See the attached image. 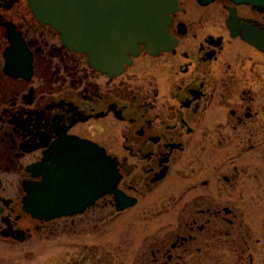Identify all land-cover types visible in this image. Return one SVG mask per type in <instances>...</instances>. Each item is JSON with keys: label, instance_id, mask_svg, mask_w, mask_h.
<instances>
[{"label": "flooded vegetation", "instance_id": "obj_1", "mask_svg": "<svg viewBox=\"0 0 264 264\" xmlns=\"http://www.w3.org/2000/svg\"><path fill=\"white\" fill-rule=\"evenodd\" d=\"M176 3L169 48L151 54L141 43L109 76L37 23L26 0H0V243L46 242L59 223L76 227L94 210L108 222L173 175L162 211L170 222L141 264H264V0ZM10 27L32 56L27 78L5 71ZM47 56L52 66L38 75ZM64 136L103 147L134 205L118 210L105 194L73 216L27 213L25 185L43 180L30 168ZM102 264L111 260L103 255Z\"/></svg>", "mask_w": 264, "mask_h": 264}, {"label": "water", "instance_id": "obj_2", "mask_svg": "<svg viewBox=\"0 0 264 264\" xmlns=\"http://www.w3.org/2000/svg\"><path fill=\"white\" fill-rule=\"evenodd\" d=\"M34 18L61 35L69 49L85 53L89 64L102 73L119 74L128 55L136 56L139 44L149 53L167 49L169 25L176 0H27ZM5 51V71L27 78L32 56L20 33L10 27ZM168 45V46H167ZM56 154L30 168L41 182L25 185L24 209L32 217L50 221L83 212L105 194L114 195L118 210L135 203L117 187L116 163L97 144L64 136Z\"/></svg>", "mask_w": 264, "mask_h": 264}, {"label": "rangeland", "instance_id": "obj_3", "mask_svg": "<svg viewBox=\"0 0 264 264\" xmlns=\"http://www.w3.org/2000/svg\"><path fill=\"white\" fill-rule=\"evenodd\" d=\"M22 7L21 4L14 8L20 13ZM35 29L39 32V26H35ZM46 58L38 65V75L44 68L48 70L52 66L50 56ZM51 73L49 69L48 81L53 78ZM111 133L115 140L114 131ZM109 147L117 151L120 149L118 144L113 143ZM120 153L124 152L120 150ZM184 166L182 160L176 167L183 169ZM172 177L143 192L138 205L119 217L112 215L108 222H105L107 217H102L105 215L103 211L94 210L96 216L92 213H89V218H86L88 215L82 216L84 221L76 227L70 225V221L59 223L58 231H54L46 242L36 236L30 242L0 243V264H90L93 259L94 264H102L103 255L111 260V264H141V253L144 251L147 252V259L151 258L146 246L152 236L165 231L170 222L171 214L162 211L168 206ZM64 224L67 225L63 228Z\"/></svg>", "mask_w": 264, "mask_h": 264}]
</instances>
